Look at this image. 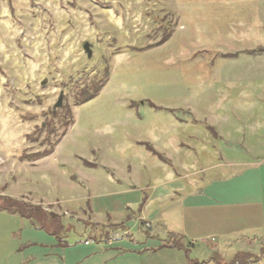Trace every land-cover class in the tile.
<instances>
[{"label": "rangeland", "instance_id": "374dc122", "mask_svg": "<svg viewBox=\"0 0 264 264\" xmlns=\"http://www.w3.org/2000/svg\"><path fill=\"white\" fill-rule=\"evenodd\" d=\"M263 123L264 0H0V264H264Z\"/></svg>", "mask_w": 264, "mask_h": 264}, {"label": "trees", "instance_id": "16d2710c", "mask_svg": "<svg viewBox=\"0 0 264 264\" xmlns=\"http://www.w3.org/2000/svg\"><path fill=\"white\" fill-rule=\"evenodd\" d=\"M168 32H169V29H168ZM170 37L169 33H167L166 35V38L164 41L168 40ZM100 88V86H99ZM91 98H93V96H85L83 97V100H81V102L79 101L78 104L79 105H82L86 102H88ZM60 141V140H59ZM59 141L52 147V150L54 149V147H56V145L59 143ZM49 154L48 152H41L39 154H36L34 156H30L29 158L26 157L27 159H30V160H37V159H42V158H45L47 157ZM158 155V154H156ZM4 208L0 207V210H5L7 212H11V213H16V214H21L24 218L30 220L31 222H33L35 224V226H38L37 228H41V229H45L46 228V222L48 221V219H50V216L47 215V213L44 211V210H38L37 208H35L34 206H29V205H21V204H6L3 206ZM56 219V218H55ZM52 221V219H51ZM53 223V222H51ZM55 224H58V222H56ZM45 227V228H44ZM140 227H141V233L139 235H142L145 234L146 236H143L141 238H139V240L135 239L133 237V234H130L129 233V237H128V240L129 242H134L136 244H139V245H145V244H148L149 243V240H154V239H157L153 236L150 237V234H148L150 228H151V225L147 224V223H144L142 222L140 224ZM46 230V229H45ZM146 230V231H145ZM49 233H55L53 231L52 228H48ZM116 231H117V234L119 232L121 233H128V230L125 226V224H122L121 227H118V228H114L113 229V232H109V234H105L109 240L107 242L111 243V242H114V239H116ZM110 238H114V239H110ZM158 241V240H157ZM159 245L157 247H154L152 249H147L146 252H151V253H157L158 251H161V250H177V251H189L191 250L194 245L193 243H190L188 240L185 239V236L184 235H175V234H170L168 235L167 237V240H162V241H159ZM124 253H136V254H141V252H137V251H130V252H127L125 251ZM264 258V244H262V247H261V256H256V255H249L248 253H237L234 255V261L235 262H241V259H246V261L249 263V259H259V258ZM188 259V257H187ZM258 261V260H256ZM228 264V263H227ZM235 264V263H234Z\"/></svg>", "mask_w": 264, "mask_h": 264}, {"label": "crops", "instance_id": "0c3cea01", "mask_svg": "<svg viewBox=\"0 0 264 264\" xmlns=\"http://www.w3.org/2000/svg\"><path fill=\"white\" fill-rule=\"evenodd\" d=\"M222 115H223L222 113L216 115L217 116V120H218L219 117L222 118L223 117ZM229 120H230V118L229 119L225 118L224 124L226 123L227 125H229ZM249 120L250 119H247L246 121H249ZM262 125L264 127V123ZM209 129H215V128L214 127H209ZM226 134H231V131L228 132V133H226ZM262 140L264 141V139L259 138L257 143L260 144V145H264V142ZM119 194H121V193L119 192ZM125 194H127V193H125ZM121 195H123V194H121ZM183 199L184 198L181 197L180 201L183 200ZM178 206L180 208V204L179 203H178ZM167 213H168V210L165 209V210L161 211L160 214L161 215L163 214V216L166 217V215H168ZM179 215L180 214H177L178 217H179ZM185 219L186 218L182 216V218H181V225H177L175 228L177 229V231L179 232L180 235L182 234V235L185 236V239H188V238H191V236L189 235L190 233L187 230V228H188L187 223H185L186 221L184 222ZM165 224H166V226L168 227L169 230H173V229L175 230V228H173L171 226V223L169 222L168 219L166 220V218H165ZM193 227H194V225H193ZM210 247H211L210 250L213 249V251H214V247L213 246H210ZM192 250H194V252H195V247H193ZM223 250L224 249H222L220 251L224 252ZM216 255H217V253H216ZM143 257H145V259H146V260H144V258H142L143 260L141 259L142 262H143V264H187V258L185 256L184 252L177 251V250H168V251L167 250H161V251H158L157 253H154V254H146Z\"/></svg>", "mask_w": 264, "mask_h": 264}, {"label": "water", "instance_id": "95a60500", "mask_svg": "<svg viewBox=\"0 0 264 264\" xmlns=\"http://www.w3.org/2000/svg\"><path fill=\"white\" fill-rule=\"evenodd\" d=\"M84 50H85V52H86L88 58H91V57H92V51H91V49H90V45H89V44H85V46H84ZM64 96H65V95L61 94L60 99H59L57 105L55 106V109H59V108H61V106H62V104H63Z\"/></svg>", "mask_w": 264, "mask_h": 264}, {"label": "built area", "instance_id": "2783aa9c", "mask_svg": "<svg viewBox=\"0 0 264 264\" xmlns=\"http://www.w3.org/2000/svg\"><path fill=\"white\" fill-rule=\"evenodd\" d=\"M209 241H210V243H212V244H214V243H216V239L215 238H210V239H208ZM88 244V243H87Z\"/></svg>", "mask_w": 264, "mask_h": 264}]
</instances>
